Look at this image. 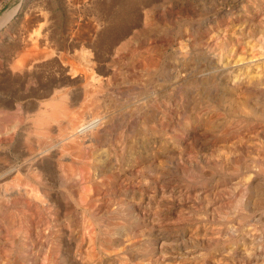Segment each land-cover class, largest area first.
Masks as SVG:
<instances>
[{
    "label": "rangeland",
    "instance_id": "rangeland-1",
    "mask_svg": "<svg viewBox=\"0 0 264 264\" xmlns=\"http://www.w3.org/2000/svg\"><path fill=\"white\" fill-rule=\"evenodd\" d=\"M39 12L51 15L48 25L70 58L83 61L85 51L109 64L116 80L98 94L101 104L129 113L137 99L146 112L155 91V154L136 119L139 143L124 152L122 188L107 208L125 226L104 264H264V0H0V18L15 13L3 28L20 30ZM73 90L79 104L83 89Z\"/></svg>",
    "mask_w": 264,
    "mask_h": 264
},
{
    "label": "bare ground",
    "instance_id": "bare-ground-1",
    "mask_svg": "<svg viewBox=\"0 0 264 264\" xmlns=\"http://www.w3.org/2000/svg\"><path fill=\"white\" fill-rule=\"evenodd\" d=\"M39 13L36 17L29 19L30 23L22 26L20 30L3 28L4 24L14 18L15 13H5L0 18V264H104L107 253L115 243V236H112L118 229H121V226H125V222L112 221L107 208L109 196L122 188L120 164L124 152L128 147L129 149L130 147L135 148L139 143L138 138H135L136 125L134 121L136 119L143 118V123L151 135V154H155L157 127L153 116L155 91L151 89L149 94L151 110L146 112H143V103L137 99L135 100L136 107L129 113L111 110V101L101 104L98 94L104 92L105 89L108 90L109 85H114L116 80L114 75L108 73L109 64L101 63V59L98 57L84 58L86 57L85 51L80 55L83 61L70 58L65 46L62 47L59 44L58 30L51 29V26L48 25L52 19L51 15ZM34 19L35 22L33 21L32 24L31 20ZM83 31L82 33H84ZM6 40L8 41L4 42ZM164 62L165 60H163ZM107 65L108 67L105 68ZM192 81L194 82V80ZM19 88H24L25 91H17ZM73 88L83 89V99L79 104L77 103L79 97L73 95ZM9 89H12L13 92L9 93ZM144 89L146 90V86ZM167 128L169 129V127ZM254 137L256 138V136ZM211 159L213 160V158ZM183 171L185 170L183 169ZM235 202L237 201L235 200ZM187 203L189 204V202ZM210 208L212 210V207ZM186 211L188 212V210ZM238 232L240 231L238 230ZM158 239L160 238L158 237ZM118 249L122 250L123 247L120 246ZM161 249L163 248L161 247ZM155 251L157 252V250ZM246 258H248L247 255ZM262 260L264 261V259Z\"/></svg>",
    "mask_w": 264,
    "mask_h": 264
}]
</instances>
